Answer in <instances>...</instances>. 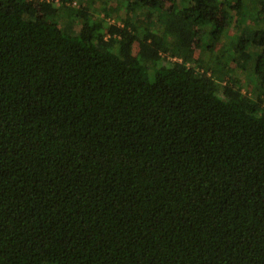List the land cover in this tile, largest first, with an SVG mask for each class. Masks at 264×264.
I'll return each mask as SVG.
<instances>
[{
	"label": "trees",
	"instance_id": "16d2710c",
	"mask_svg": "<svg viewBox=\"0 0 264 264\" xmlns=\"http://www.w3.org/2000/svg\"><path fill=\"white\" fill-rule=\"evenodd\" d=\"M69 1L0 0V264H264V0Z\"/></svg>",
	"mask_w": 264,
	"mask_h": 264
},
{
	"label": "rangeland",
	"instance_id": "374dc122",
	"mask_svg": "<svg viewBox=\"0 0 264 264\" xmlns=\"http://www.w3.org/2000/svg\"><path fill=\"white\" fill-rule=\"evenodd\" d=\"M56 1V0H54ZM170 2H175L177 3V0H166L165 4H169ZM229 2V1H228ZM80 4V5H79ZM125 5V1L124 0H72L71 2H67L66 3V8L62 11V16L65 19V22L68 23H72L73 25H75V27L78 24V21L75 18H71L72 16L70 15V11L73 8H77V6H79L80 8L83 6L85 7L87 10L91 11L93 13V15H95L96 19H103L105 23L109 24V23H114V24H121L122 20L124 19L123 17V13L124 11H122V6ZM82 7V8H83ZM225 12L227 13V16L229 17V15H231L232 13L230 11H228L229 9L227 7H225ZM133 21L136 24H141L140 26H142L144 23H146V18H145V13H137L134 17H133ZM227 22V19H225V23ZM62 24H65L63 22H61ZM234 22L233 25L230 23L228 24V26L225 27V30L221 33V36L219 38V41L216 43H212L210 42V45L212 47L213 53L217 56H219L221 58V60H223L226 63V73H228V76H231L232 74H234V72L237 73V75L239 74V71L236 70L235 64L233 62H230V51H229V39H230V34L233 33L235 27H234ZM208 27V26H206ZM148 28L149 25H148ZM207 29V28H206ZM232 36V35H231ZM134 45V44H133ZM197 53V51L195 50V54ZM209 54L206 53L205 57L208 56ZM167 57H169V55H167ZM170 59H174V57H171ZM177 60H179L178 58H176ZM239 63V61H238ZM187 65L192 66L193 62H188ZM238 67H240L238 65ZM250 68V66H248ZM249 68L246 67L247 71H249ZM196 71V69H194ZM208 74V73H207ZM250 74L243 75L242 79L244 81L247 80L248 76ZM226 77V78H227Z\"/></svg>",
	"mask_w": 264,
	"mask_h": 264
}]
</instances>
